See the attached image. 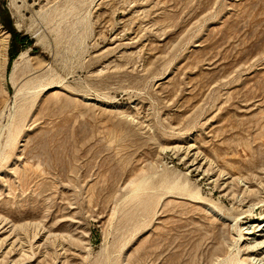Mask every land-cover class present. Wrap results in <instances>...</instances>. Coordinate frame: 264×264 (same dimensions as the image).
Instances as JSON below:
<instances>
[{
  "label": "rangeland",
  "instance_id": "1",
  "mask_svg": "<svg viewBox=\"0 0 264 264\" xmlns=\"http://www.w3.org/2000/svg\"><path fill=\"white\" fill-rule=\"evenodd\" d=\"M0 17L32 42L8 65L0 21V264H253L264 0H0Z\"/></svg>",
  "mask_w": 264,
  "mask_h": 264
},
{
  "label": "bare ground",
  "instance_id": "2",
  "mask_svg": "<svg viewBox=\"0 0 264 264\" xmlns=\"http://www.w3.org/2000/svg\"><path fill=\"white\" fill-rule=\"evenodd\" d=\"M1 28H2V26H1ZM2 29H4V28H2ZM2 34H4V33H2ZM6 39H7V35H5V34L0 35V51L2 52V53L1 52L0 53L3 54V57H4V60L1 61L4 63L3 64L1 62L0 63L3 65V71L5 69L6 59H7V55H6L7 40ZM21 56H22V53L20 54L19 57H21ZM56 88H57L56 86L49 87L46 89V91H54ZM174 149L181 151L183 153V159L190 161L191 166L193 165V166H196L198 169L199 168L204 169L208 165H210L209 164L210 159L208 160L207 157L201 153V151L199 150V147L195 144L189 143V144H185L183 146L182 145L181 146H175ZM199 170H201V169H199ZM195 172H196V170H195ZM203 172L205 173V171H203ZM232 181H234L233 175H230V176H228L222 180V189H220V190L222 192H224V194H226L225 188L227 186H229V184ZM220 188H221V186H220ZM251 210H253V209H251ZM246 212L247 211H244V213H246ZM248 214L249 213H247V216H249ZM13 228L16 229V227L14 225H13ZM239 231H241V233L239 232L240 233L239 235H240V238L242 240V243L240 246V251L242 253V260L244 262L246 261L247 263L252 262L253 264H264V220H262V221H256V220L247 221V222H245L244 227H242L241 230L239 229ZM13 243H14V241H11V244H13Z\"/></svg>",
  "mask_w": 264,
  "mask_h": 264
},
{
  "label": "trees",
  "instance_id": "3",
  "mask_svg": "<svg viewBox=\"0 0 264 264\" xmlns=\"http://www.w3.org/2000/svg\"><path fill=\"white\" fill-rule=\"evenodd\" d=\"M0 21L7 28L12 38L11 45L8 50V58H9L8 65H10L11 62L17 57L18 49H19L18 47H23L24 45L31 46L32 42L27 37L18 34L11 25H7L5 23L4 18L0 17ZM16 37H18L19 43H16L14 41Z\"/></svg>",
  "mask_w": 264,
  "mask_h": 264
}]
</instances>
